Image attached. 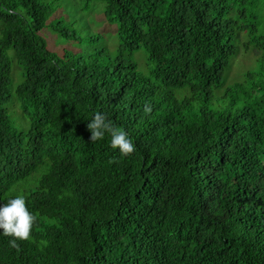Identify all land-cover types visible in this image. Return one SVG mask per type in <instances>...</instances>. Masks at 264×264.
Returning a JSON list of instances; mask_svg holds the SVG:
<instances>
[{"label": "trees", "instance_id": "16d2710c", "mask_svg": "<svg viewBox=\"0 0 264 264\" xmlns=\"http://www.w3.org/2000/svg\"><path fill=\"white\" fill-rule=\"evenodd\" d=\"M100 1L116 47L57 17L60 54L51 3L0 0V204L35 216L0 264H264V0Z\"/></svg>", "mask_w": 264, "mask_h": 264}, {"label": "rangeland", "instance_id": "374dc122", "mask_svg": "<svg viewBox=\"0 0 264 264\" xmlns=\"http://www.w3.org/2000/svg\"><path fill=\"white\" fill-rule=\"evenodd\" d=\"M52 5V14L47 21V26L40 30V34L46 39L51 49H57L62 53L64 48H71V43L53 30L51 24L57 17H62L71 28H75L82 35L85 33H98L103 44L111 48L118 42L116 24L109 22L104 16V3L100 0L88 2L87 0H45ZM2 24L0 21V30ZM240 47L232 66L227 74V82H233L241 78L245 70L254 65L256 53L243 47V40L239 41ZM60 47V48H59ZM11 53V50L10 52ZM140 53V52H139ZM14 67V64H13ZM17 73L16 67L13 69ZM17 76V75H16ZM15 114L20 112L18 105L12 106Z\"/></svg>", "mask_w": 264, "mask_h": 264}, {"label": "clouds", "instance_id": "9594fccd", "mask_svg": "<svg viewBox=\"0 0 264 264\" xmlns=\"http://www.w3.org/2000/svg\"><path fill=\"white\" fill-rule=\"evenodd\" d=\"M144 111H150L145 105ZM87 127L91 131L90 141L101 139L107 133L110 136L109 146L117 149L121 155L133 152L134 144L125 131L106 120L103 113L97 112L89 120ZM35 216L26 207L23 195L17 194L4 204H0V235L11 237L9 244L16 247L17 240L30 239Z\"/></svg>", "mask_w": 264, "mask_h": 264}]
</instances>
